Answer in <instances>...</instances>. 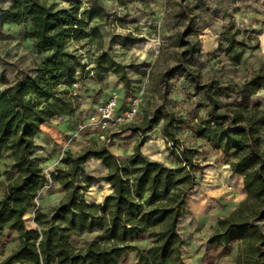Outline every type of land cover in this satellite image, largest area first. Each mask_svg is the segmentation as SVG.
<instances>
[{"label": "trees", "instance_id": "16d2710c", "mask_svg": "<svg viewBox=\"0 0 264 264\" xmlns=\"http://www.w3.org/2000/svg\"><path fill=\"white\" fill-rule=\"evenodd\" d=\"M85 13L87 18L82 15L80 3L56 9L43 0H11L2 13L0 25L30 20L28 36L39 52L48 54L34 73L14 82L0 78L8 83L0 89V153L10 151L19 172L0 197V232L6 228L18 232L19 242L0 264H121L130 252H136V264H188L182 255L184 238L179 223L196 177L183 162L185 157L193 165L182 146L178 134L181 126L173 112H156L140 124H130L129 128L143 137L137 140L128 158L120 159L107 144L89 147L78 155L67 151L63 161L69 169L52 175L67 190L65 197L51 212L36 209L34 228L26 223V214L36 206L38 192L48 181L30 151L35 137L53 117L77 115L70 88L78 83L77 74L84 63L69 51L68 44L87 38L91 30H96H90L88 20L95 17L98 9ZM240 32L231 21L220 33L226 53L237 63L247 47L238 39ZM181 44L182 59L166 74L183 71L192 77L196 89L206 94L207 115L189 128L221 150L231 170L243 176L247 197L235 213L245 208L251 212L245 219H236L235 214L219 219V228L209 239L204 264H216L211 251L221 257L230 253L236 242H240L238 264H264V230L259 224L264 219V107L260 102L253 103L254 96L264 90V68L239 84H202L190 65V57L200 52V46L185 37ZM96 67L129 80L125 64L108 53L100 54ZM63 86L67 89L62 90ZM220 95L235 99L225 102ZM161 119L163 133L172 143L171 154L179 161L176 167L142 151L147 141L145 134ZM91 158L101 160L108 168L98 180L83 178L85 164ZM100 180L110 184L112 192L104 203H90L86 191ZM95 229L102 231L98 240L85 248L73 245V235ZM146 237L152 240L147 248L134 243Z\"/></svg>", "mask_w": 264, "mask_h": 264}, {"label": "rangeland", "instance_id": "374dc122", "mask_svg": "<svg viewBox=\"0 0 264 264\" xmlns=\"http://www.w3.org/2000/svg\"><path fill=\"white\" fill-rule=\"evenodd\" d=\"M53 8L81 4V12L98 9L89 19L91 35L80 41H70L68 49L84 63L77 74V86L70 90L76 105V117L62 114L53 117L35 137L31 148L32 156L43 167L47 183L39 190L36 206L25 216L29 228L35 227V210L51 212L65 197L67 190L52 175L69 169L63 161L67 151L74 155L95 145L107 144L110 151L120 159L128 158L137 140L143 135L130 129V124L118 133L109 129L88 130L80 139L66 145L76 131L77 118L85 117L94 110L97 103L105 100L110 91L118 88L125 98L131 93H142L143 106L140 124L156 112H173L181 129L178 131L186 155L192 159L190 166L185 157L183 162L195 174L196 183L188 192L185 213L179 223L184 243L182 255L188 264H204V255L210 248L209 239L219 228V219L235 214L236 219H245L251 212L248 208L236 214L242 201L247 197L243 176L234 173L226 163L224 153L213 148L204 138L194 134L189 125L205 117L209 108L206 94L197 90L194 80L183 71L169 75L168 69L180 62L184 46L182 37L189 38L200 46V52L190 57L193 71L199 75L202 84L219 81L222 84H239L258 70L264 68V0H43ZM11 0H0V20ZM234 22L240 29L239 40L247 47L240 62H234L226 53V43L220 33L225 25ZM31 21L6 22L0 25V78L9 82L32 74L47 57L39 52L28 36ZM108 53L125 64L129 80H123L114 71L103 73L96 67L101 53ZM8 83L0 81V89ZM67 89L63 86L62 90ZM223 101L235 97L219 96ZM264 107V90L253 98ZM163 119L145 134L147 141L142 151L152 159L176 167L177 158L171 154L172 143L163 133ZM104 135V137H102ZM264 145V130L261 133ZM108 168L96 158L89 159L84 168L83 178L98 180L105 176ZM13 157L8 150L0 153V197L8 182L18 177ZM112 192L105 180L95 181L86 191L90 203H104ZM264 230V219L259 221ZM102 236L99 229L87 230L72 236L75 247L85 248L90 242ZM18 232L6 228L0 232V260L18 244ZM152 240L148 237L135 241L140 248H147ZM240 242L232 246L230 253L218 256L216 264H238ZM136 252H130L121 264H136Z\"/></svg>", "mask_w": 264, "mask_h": 264}, {"label": "built area", "instance_id": "2783aa9c", "mask_svg": "<svg viewBox=\"0 0 264 264\" xmlns=\"http://www.w3.org/2000/svg\"><path fill=\"white\" fill-rule=\"evenodd\" d=\"M76 93V91L72 92V94ZM143 100L142 93L136 92L124 98L118 88L112 89L108 97L97 103L85 119H76V131L68 138L66 145L69 146L75 139H80L88 130L109 129L114 134L120 132L123 126L135 123L139 119Z\"/></svg>", "mask_w": 264, "mask_h": 264}, {"label": "crops", "instance_id": "0c3cea01", "mask_svg": "<svg viewBox=\"0 0 264 264\" xmlns=\"http://www.w3.org/2000/svg\"><path fill=\"white\" fill-rule=\"evenodd\" d=\"M13 264H22V263H20V262H15V263H13Z\"/></svg>", "mask_w": 264, "mask_h": 264}]
</instances>
